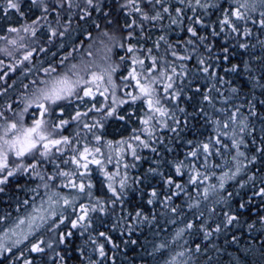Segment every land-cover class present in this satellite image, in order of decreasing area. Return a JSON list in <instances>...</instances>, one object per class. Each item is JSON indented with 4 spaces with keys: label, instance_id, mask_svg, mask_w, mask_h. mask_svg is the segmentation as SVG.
I'll return each mask as SVG.
<instances>
[{
    "label": "snow or ice",
    "instance_id": "6c2138e0",
    "mask_svg": "<svg viewBox=\"0 0 264 264\" xmlns=\"http://www.w3.org/2000/svg\"><path fill=\"white\" fill-rule=\"evenodd\" d=\"M240 253L264 264V0H0V264Z\"/></svg>",
    "mask_w": 264,
    "mask_h": 264
},
{
    "label": "trees",
    "instance_id": "16d2710c",
    "mask_svg": "<svg viewBox=\"0 0 264 264\" xmlns=\"http://www.w3.org/2000/svg\"><path fill=\"white\" fill-rule=\"evenodd\" d=\"M109 131L112 133L113 137L119 138V132L121 131V129H120V122L113 121L111 123L110 128H109ZM144 167L146 168L147 165H144ZM246 238H247V234H245V238H242V241L245 240ZM196 242H201L200 241V238H196ZM217 243L222 244L223 243V237H221V240L220 241H217ZM257 247H259V242L257 243ZM229 250L230 251H234L235 250V246H233V248H231ZM129 255H133V253L129 252ZM240 255L248 262V264H253V261L254 260L256 261V264H259L260 257L258 255L256 257L244 256L243 253H240ZM225 259H227V257H225ZM117 260H118V264H119L120 257H118Z\"/></svg>",
    "mask_w": 264,
    "mask_h": 264
}]
</instances>
